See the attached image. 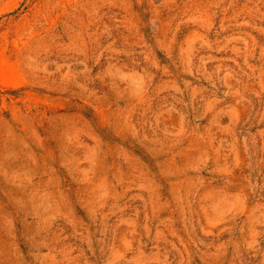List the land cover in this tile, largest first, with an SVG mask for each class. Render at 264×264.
<instances>
[{
  "label": "rangeland",
  "instance_id": "1",
  "mask_svg": "<svg viewBox=\"0 0 264 264\" xmlns=\"http://www.w3.org/2000/svg\"><path fill=\"white\" fill-rule=\"evenodd\" d=\"M0 264H264V0H0Z\"/></svg>",
  "mask_w": 264,
  "mask_h": 264
}]
</instances>
